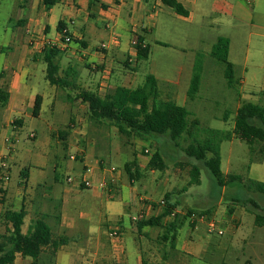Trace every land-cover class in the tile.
Instances as JSON below:
<instances>
[{"label":"rangeland","instance_id":"rangeland-1","mask_svg":"<svg viewBox=\"0 0 264 264\" xmlns=\"http://www.w3.org/2000/svg\"><path fill=\"white\" fill-rule=\"evenodd\" d=\"M34 1L36 0H0V44L8 46L13 32L12 23L21 17V13L26 14V8H21L22 4L30 6ZM205 2L206 0H200V4ZM223 2L224 0H210L207 4L210 15L205 19L198 17V24L165 18L153 32L146 33L145 40L150 46V55L148 59L137 63L136 79L132 86H141L147 75H154L159 80L161 95L185 106L190 112L189 121H199L200 132L195 134L199 137L204 136V129L232 132L237 110L246 103L264 107V0H255L253 4L242 0V13L234 16L226 15L229 10ZM57 21L53 27L54 32ZM70 27L72 28V24ZM220 38L229 42L228 61L233 66V85L228 83L225 64L212 55L213 47ZM12 41V47H6L5 53L20 45L18 39ZM4 52L0 51V74L6 65ZM46 68L44 62L25 67L32 72L33 81L36 82L33 92L28 93L30 104L34 103L36 94L46 97L39 117L21 115L24 119L23 126L20 129L17 127L18 131H13V122L5 127L2 125L4 110H0V157L6 156L9 164L8 186L11 192L18 191L21 170L33 165L39 154L53 161L51 155L58 152L57 161L60 165L57 171L62 178L71 177L75 183L86 178L97 183L113 174V179L106 180L108 184L104 190L108 191V196L100 187L92 188L103 195L99 199L93 198L94 190L83 191L85 203L92 205L78 206L86 214L83 220L86 233L89 230L97 231L107 219L113 223L122 219L123 243L129 250L135 249L134 234L138 235V229L133 217L141 214L144 218L152 216L153 209L148 212L144 208L152 207L154 203L159 204L167 193L173 192L174 201L179 202L176 213L180 214L183 221L177 240L180 248L187 243L198 248L208 246L205 255L192 256L181 252L177 264H264V226H258L255 222L256 215L264 217V194L249 191L244 186V182L250 179L264 182V159L252 162L253 155L246 141L233 138L221 143V168L224 175H236L243 183H231L220 188L202 162L186 155L185 148L192 140L188 135H183L178 144L168 135H153L147 141L135 137L127 139L115 126L89 120L86 104L68 100V95L72 96L73 90H61L55 99V87L46 80ZM10 69H6V73ZM85 72L90 74L88 69ZM195 73L200 78L199 88L195 95L189 96ZM100 77L101 74L96 72L92 81L97 84ZM4 123H7L6 119ZM69 124L80 135L71 133L68 145H79L86 150L92 147L84 162L77 157L75 160L70 159L71 155L77 156L78 149L75 145L67 148L62 140L54 139L51 134L48 137L49 132L65 130ZM33 133L37 134V138H32ZM13 141V148H10L9 143ZM156 149L161 151L166 162L164 171L147 170L149 159ZM135 151L143 176L132 184L124 165L134 159ZM49 161L42 173L40 169L31 166V187L41 175L48 179L53 176V164ZM84 165L96 172L85 174ZM193 166L200 168V184H189ZM67 184L66 181L63 182V185ZM74 200L81 201L80 198ZM16 201V197H9L7 194L5 207H16ZM111 205L115 212L108 209ZM3 208L0 206V233L6 231L2 220ZM230 208L233 209L232 214H229ZM159 210L160 205L156 206V212ZM203 210H209L210 215L200 217L199 213ZM189 211L194 214L187 217ZM79 212L77 210L75 213L76 217ZM170 220L172 217L167 218V222ZM200 221L207 224L199 223L194 229L192 224ZM210 221L216 227L210 228ZM28 223L29 219L26 218L24 232L28 229ZM147 229L150 231L144 232L140 238L143 240L140 252L148 263L162 264L164 253L170 248L169 243L162 240L164 229ZM55 234L60 235V230H55ZM83 240L85 236L81 235L77 242L81 243ZM98 257L97 262L101 264L102 256ZM167 257L173 258L170 253Z\"/></svg>","mask_w":264,"mask_h":264},{"label":"crops","instance_id":"crops-1","mask_svg":"<svg viewBox=\"0 0 264 264\" xmlns=\"http://www.w3.org/2000/svg\"><path fill=\"white\" fill-rule=\"evenodd\" d=\"M178 1L188 11V16L178 15L171 7L164 4L163 0H62L50 10H46L41 5V0L34 1L30 6H23L25 5L23 3L21 8H26L24 9L26 14L21 13V17L12 23L11 41H9L8 46L0 44V51L3 53L6 47H12L13 39H18L20 42V45L11 49L9 53L4 52L6 54V65L4 71L0 74V85L6 84L8 86L10 100L8 106L4 109V119L7 120V123H4L3 119L2 125L5 127V125L13 122L15 124L13 131H18L22 128L24 122V119L20 116H33L34 103L30 104L28 93L29 91L33 92L36 82L33 81L34 75L32 72L27 71L25 67L43 62L41 52L47 45L56 46L61 50L62 55L59 60L61 71L72 68L77 72V85L79 88L95 91L101 96L113 92L118 86L133 88L138 63L136 45L139 39L143 40L144 46L148 45L145 34L153 32L158 27V23H162L165 18L198 24V17L201 16L202 19H205L210 15L207 7L210 0H206L203 4H200V0ZM241 1L224 0L223 5H227L229 10L226 15H241ZM59 17L60 19H58ZM56 21L58 24L63 22L64 28H67L72 36L71 43H61L62 35L58 24L56 31H53ZM69 23L72 24V28ZM161 44L164 43L161 42ZM6 69H10L9 73H6ZM84 69H88L90 74L87 75ZM96 72L101 74L100 82L97 84L92 81L93 74ZM61 90L55 87V99ZM42 98L41 112L46 102V97L42 96ZM52 109L54 112L55 102L52 103ZM71 120L74 121L72 118ZM17 122L21 123L17 124ZM61 132L62 130L49 132L48 137L51 134L54 139L62 140L67 148L75 145H68L69 135L71 133L80 135L77 130L73 129L68 135L61 136ZM34 138H37V134ZM75 146L78 149L77 156L74 155L75 158L77 157L81 162L86 161L88 151L92 147L86 150L79 147V145ZM51 157L53 161H49L45 158V155L39 154L33 161V165H31L40 169V173H42L48 165V161L52 162L53 176L51 178H43L40 174L41 176L35 180V185L31 187L29 185L31 166H28L22 169L28 168L25 179L21 177L20 172L21 181L18 191H10L8 186L10 179L6 184L0 183V186L5 190V203L0 206L5 207L7 194L9 197L14 196L17 199V208L14 206H11V208L20 209L25 207L27 211L26 218L29 219L28 226L33 219L44 216L47 223L51 224L54 233L55 230H60V235L71 238L59 250L56 264H98L97 261L100 258L98 256H102L101 264H143V255L140 252V244L142 246L143 240H140V238L144 232L148 233L150 231L147 229L149 227H145L141 231L138 230L137 236L134 234L136 248L132 250H129L123 243L124 221L122 219H118L114 223L107 219L102 222L100 229L95 232L89 230L86 233L83 222L86 214L78 206L91 207L92 205L85 203L83 191L94 190L92 196L97 199L102 198L103 195L97 189L84 188L79 186L78 183L68 182L69 177L62 178L57 171L60 165L57 161L59 153H54ZM83 171L85 174L96 172L95 169H90L88 165H84ZM113 178V174H110L106 180ZM64 181L68 184L63 185ZM135 182L133 181L132 184ZM97 183L94 182V184ZM104 189L106 188H103V191H106L108 196V191ZM74 198H80L81 201H75ZM108 209L115 212L112 205L108 206ZM144 209L148 212L152 211L150 206ZM77 210L80 211L78 217L75 216ZM158 213L159 211L153 212L152 215ZM211 222L208 223V226ZM199 223L207 224L204 221L197 222L194 229L198 227ZM114 228L119 229L118 238L111 236ZM81 235L85 236V240L78 243L77 239ZM207 247L198 248L187 243L180 248L177 243L176 249L170 252V256H173V258L167 257L169 255L166 254V259L162 264H177L181 252H187L192 256L205 255L208 251ZM111 259L112 262L109 261ZM31 263L32 259L30 260L29 257L18 256L15 261V264Z\"/></svg>","mask_w":264,"mask_h":264},{"label":"trees","instance_id":"trees-1","mask_svg":"<svg viewBox=\"0 0 264 264\" xmlns=\"http://www.w3.org/2000/svg\"><path fill=\"white\" fill-rule=\"evenodd\" d=\"M62 0H41V5L50 10ZM163 3L171 7L178 15L188 16V11L178 0H163ZM63 22L58 24L60 32L64 29ZM229 42L220 38L214 45L212 55L225 64L226 77L228 83L233 85V66L228 61ZM138 62L148 59L150 46L143 45V40L139 39L136 45ZM61 50L56 46L47 45L41 52L42 61L47 65L46 80L51 86L62 90H73V95H68V100L79 101L87 105V115L89 120L103 123L107 122L115 126L119 133L127 139L135 137L142 141L149 140L153 135H168L170 139L178 144L183 135L192 138L190 144L185 148V153L190 158L202 162L204 167L214 177L216 185L223 188L231 183L243 180L236 175L225 176L222 171V159L220 145L223 141L239 138L247 142L253 155L252 162H261L264 159V107L253 103H246L238 108L234 128L232 132L204 129L203 137L195 136L199 133V121H189L190 112L185 106L177 104L173 99L164 98L159 89V80L152 74L147 75L143 85L136 88L118 86L116 89L104 96L95 91L79 88L77 85L78 74L72 68L61 71L60 57ZM199 75L194 74L189 89V96L197 93L199 88ZM10 100V91L6 84L0 85V110L6 109ZM43 98L37 95L35 98L32 114L38 117L41 112ZM227 119V117H225ZM73 121V120H71ZM21 122H17L20 124ZM71 124L62 130L61 136L68 135L71 131ZM64 139V137H63ZM128 143V141L126 142ZM147 150V149H146ZM149 153V152H147ZM125 170L130 181L139 180L143 175L139 167L137 153L134 152V159L126 162ZM166 162L159 149H156L147 164V170L164 171ZM28 168L21 171V177H27ZM201 183V171L198 166H193L191 170V184ZM244 186L249 191L264 194V182L257 180H247ZM87 188L85 186H82ZM5 190L0 186V205H4ZM163 204H153V207L160 205L161 210L157 215L135 221L137 229L141 231L145 227H161L164 229L162 240L169 243V251L176 249L179 229L183 225L180 214L176 213L179 206L178 201H174L173 192H169L163 199ZM233 209H229L232 214ZM209 210L199 213L200 217H208ZM194 213L189 211L187 217ZM27 211L25 207L12 209L4 207L2 220L6 226V231L0 233V264H15L16 258L29 257L31 264H56V258L62 246L66 245L71 238L64 235H56L52 227L47 223L44 216L33 219L26 232L23 231ZM167 222V218H171ZM256 224L264 226V217L256 215ZM195 222L192 227H195ZM166 247V245H165ZM143 264L148 263L143 257Z\"/></svg>","mask_w":264,"mask_h":264},{"label":"built area","instance_id":"built-area-1","mask_svg":"<svg viewBox=\"0 0 264 264\" xmlns=\"http://www.w3.org/2000/svg\"><path fill=\"white\" fill-rule=\"evenodd\" d=\"M248 4H253L255 2V0H245ZM61 35H62V40H61V43L63 44H66V43H71L72 42V36L69 34L67 28H64L61 32ZM105 46V45H103ZM35 137V134L33 133L32 134V138ZM9 141V139H8ZM13 145H14V141L13 143L10 142L9 143V146L10 148H13ZM147 152L149 150H146ZM70 159H75V156L74 155H71L70 156ZM113 171H115V169H113ZM10 179V169H9V164L8 162L6 161V156H1L0 157V183H5V182H8ZM68 182L70 183H75V181L69 177L68 178ZM79 186H85L87 188H94V187H100V188H106L107 187V182L106 181H101V182H98L97 184H94L93 181L89 180V179H86V178H83L81 181H78L77 182ZM160 203H164L163 201H161ZM153 209L154 212H156V208L151 207ZM144 216L141 214L139 215L138 217H133V220L134 221H137V220H140V219H143ZM210 228H214L216 227V224L212 221L209 225ZM211 231V229H210ZM111 236L113 238H118L119 237V229L118 228H114L112 233H111Z\"/></svg>","mask_w":264,"mask_h":264}]
</instances>
